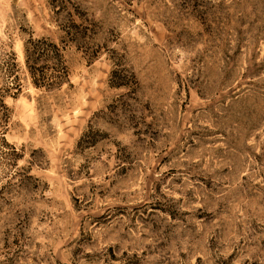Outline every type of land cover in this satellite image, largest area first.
Returning a JSON list of instances; mask_svg holds the SVG:
<instances>
[{"label":"rangeland","instance_id":"obj_1","mask_svg":"<svg viewBox=\"0 0 264 264\" xmlns=\"http://www.w3.org/2000/svg\"><path fill=\"white\" fill-rule=\"evenodd\" d=\"M0 264H264V0H0Z\"/></svg>","mask_w":264,"mask_h":264},{"label":"trees","instance_id":"obj_2","mask_svg":"<svg viewBox=\"0 0 264 264\" xmlns=\"http://www.w3.org/2000/svg\"><path fill=\"white\" fill-rule=\"evenodd\" d=\"M59 11L60 7H57L54 13L58 14ZM65 15L68 18L63 16L62 22L58 24L63 35L58 37L57 42L48 37L31 38V35L23 40L25 68L31 83L37 88L50 90L67 82L68 65L61 52L66 44H72L76 49L81 48L87 59L96 56L97 49L90 50L86 47L87 43L84 41V38L88 37L86 27H80L74 23L68 13ZM109 85L113 87L126 86L127 82L124 76H120L116 70H111Z\"/></svg>","mask_w":264,"mask_h":264}]
</instances>
